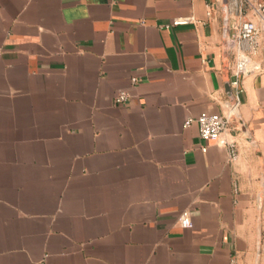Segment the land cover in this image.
<instances>
[{
  "label": "crops",
  "instance_id": "crops-1",
  "mask_svg": "<svg viewBox=\"0 0 264 264\" xmlns=\"http://www.w3.org/2000/svg\"><path fill=\"white\" fill-rule=\"evenodd\" d=\"M223 5L0 0V264H264V56L236 160L185 126L233 102Z\"/></svg>",
  "mask_w": 264,
  "mask_h": 264
},
{
  "label": "built area",
  "instance_id": "built-area-1",
  "mask_svg": "<svg viewBox=\"0 0 264 264\" xmlns=\"http://www.w3.org/2000/svg\"><path fill=\"white\" fill-rule=\"evenodd\" d=\"M228 35L226 38L227 51L233 56L234 64L231 67V91L234 99L226 113L203 111L196 117H189L185 126L197 122L199 135L204 141H223L228 149L229 159L234 161L238 157V149L234 141L224 139L231 129V122L240 104L239 92L241 91L242 78L254 69L251 64L254 56H264V0H228ZM211 13V10L208 11ZM239 15L242 18L230 23V15ZM187 19L173 20V24L187 22ZM136 83L137 78L132 77ZM130 92L120 90L115 96V103L124 104L130 98ZM206 151L207 146H202ZM181 226L191 227L192 220L187 211L179 217Z\"/></svg>",
  "mask_w": 264,
  "mask_h": 264
},
{
  "label": "water",
  "instance_id": "water-1",
  "mask_svg": "<svg viewBox=\"0 0 264 264\" xmlns=\"http://www.w3.org/2000/svg\"><path fill=\"white\" fill-rule=\"evenodd\" d=\"M228 0H224V5H223V10H224V25H223V33H224V48H225V51H227V47H226V38H227V33H228ZM228 93L230 95V97L232 99H234V96H233V93L231 91V88H230V85H229V88H228Z\"/></svg>",
  "mask_w": 264,
  "mask_h": 264
},
{
  "label": "bare ground",
  "instance_id": "bare-ground-1",
  "mask_svg": "<svg viewBox=\"0 0 264 264\" xmlns=\"http://www.w3.org/2000/svg\"><path fill=\"white\" fill-rule=\"evenodd\" d=\"M236 1V0H235Z\"/></svg>",
  "mask_w": 264,
  "mask_h": 264
}]
</instances>
